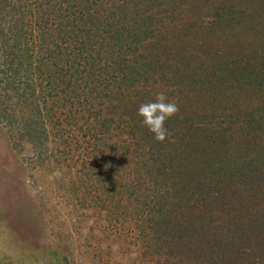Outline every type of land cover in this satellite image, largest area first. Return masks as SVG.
I'll list each match as a JSON object with an SVG mask.
<instances>
[{
	"label": "trees",
	"instance_id": "1",
	"mask_svg": "<svg viewBox=\"0 0 264 264\" xmlns=\"http://www.w3.org/2000/svg\"><path fill=\"white\" fill-rule=\"evenodd\" d=\"M0 75L76 217L145 264H264V0H0ZM160 92L164 142L138 115Z\"/></svg>",
	"mask_w": 264,
	"mask_h": 264
},
{
	"label": "rangeland",
	"instance_id": "2",
	"mask_svg": "<svg viewBox=\"0 0 264 264\" xmlns=\"http://www.w3.org/2000/svg\"><path fill=\"white\" fill-rule=\"evenodd\" d=\"M20 77L16 81L25 83ZM13 91L0 85V96L6 95L0 97V264H145L137 236L109 229L92 211L76 217L67 176L37 168L25 139H13L9 127L18 124L1 114L2 107L18 103Z\"/></svg>",
	"mask_w": 264,
	"mask_h": 264
},
{
	"label": "clouds",
	"instance_id": "3",
	"mask_svg": "<svg viewBox=\"0 0 264 264\" xmlns=\"http://www.w3.org/2000/svg\"><path fill=\"white\" fill-rule=\"evenodd\" d=\"M178 113L179 107L174 101H169L164 92L158 93L154 101L141 104L138 109L143 124L158 142H164L168 136V131L164 127L165 122Z\"/></svg>",
	"mask_w": 264,
	"mask_h": 264
}]
</instances>
